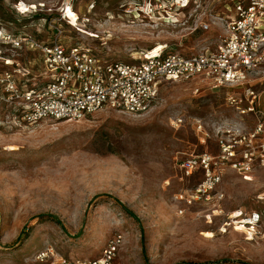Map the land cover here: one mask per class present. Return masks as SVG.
Wrapping results in <instances>:
<instances>
[{
  "label": "rangeland",
  "instance_id": "374dc122",
  "mask_svg": "<svg viewBox=\"0 0 264 264\" xmlns=\"http://www.w3.org/2000/svg\"><path fill=\"white\" fill-rule=\"evenodd\" d=\"M25 1L20 3L24 11L31 2L45 3L46 9L20 13L18 0H0V27L44 41L60 27L65 45L83 44L104 59L125 62L166 46L183 54L215 47L234 3ZM67 2L73 8L64 19ZM7 57L13 68L29 72L30 84L48 80L40 52L0 44V72L8 68ZM253 88L263 90L264 79ZM232 91L195 81L165 82L144 115L105 108L79 121L15 122L8 108H0V264H51L36 258L50 249L57 259L98 258L116 232L124 240L114 264H264V167L246 176L225 167L215 189L224 193L222 200L177 198L203 178L201 171L183 177V159L192 152L218 153L214 127L234 115L225 100ZM177 118L182 124H173ZM197 119L211 133L206 143L194 128ZM252 212H259L261 221L248 228L241 219Z\"/></svg>",
  "mask_w": 264,
  "mask_h": 264
},
{
  "label": "built area",
  "instance_id": "2783aa9c",
  "mask_svg": "<svg viewBox=\"0 0 264 264\" xmlns=\"http://www.w3.org/2000/svg\"><path fill=\"white\" fill-rule=\"evenodd\" d=\"M21 2L26 1L18 0L15 6L20 13L38 14L46 9L45 3L31 2L28 4L32 8L24 11ZM176 3L183 5L184 1ZM69 4L73 8L66 3L64 19ZM221 23L224 32L213 48L190 54L169 50L167 46L158 51L149 49L137 62L107 60L83 44L65 45L60 41V27H56L50 41L0 27V44L13 50L41 53L43 78L48 79L30 84L29 72L13 68L15 62L4 58L8 68L0 72V108H8L15 122L26 123L46 119L79 121L105 108L141 116L153 107L165 82L195 81L203 88L219 91L233 88L225 100L235 113L230 120H222L214 127L218 153L192 152L180 164L183 177L201 171L203 178L191 192L180 193L177 198L188 203L212 197L222 200L224 193L215 189L225 167L244 176L264 167V89L253 88L256 81L264 79V0H234L232 17ZM209 26L204 24L205 28ZM182 122V118L173 120L174 125ZM194 128L202 143L211 137L201 119L195 120ZM241 216L239 212L238 217ZM241 221L248 228H255L261 214L252 212ZM123 240L121 232L114 233L101 257L94 259H57L52 249L39 251L36 258L40 262L52 261L51 264H114Z\"/></svg>",
  "mask_w": 264,
  "mask_h": 264
},
{
  "label": "trees",
  "instance_id": "16d2710c",
  "mask_svg": "<svg viewBox=\"0 0 264 264\" xmlns=\"http://www.w3.org/2000/svg\"><path fill=\"white\" fill-rule=\"evenodd\" d=\"M124 209H125V212H126L127 214L131 215L132 217L137 218V217H136V214H135L131 209L127 208L126 206H125ZM45 215H46V214H40L39 216H40V217H44ZM46 216L49 217L50 219L56 221V222H60V220H59L55 215L48 214V215H46ZM219 262H221V261H219ZM219 262H213V263H202V264H217V263H219ZM237 262H238L239 264H250L249 262L244 261V260H238Z\"/></svg>",
  "mask_w": 264,
  "mask_h": 264
},
{
  "label": "bare ground",
  "instance_id": "6f19581e",
  "mask_svg": "<svg viewBox=\"0 0 264 264\" xmlns=\"http://www.w3.org/2000/svg\"><path fill=\"white\" fill-rule=\"evenodd\" d=\"M30 8H32V7L28 6V9H30ZM28 9H27V10H28ZM70 9H72V7H71L70 4H69L68 8L66 9V13H65L66 18H67V16H68V11H69ZM160 49H162V48H156V49H154V51H158V50H160Z\"/></svg>",
  "mask_w": 264,
  "mask_h": 264
}]
</instances>
